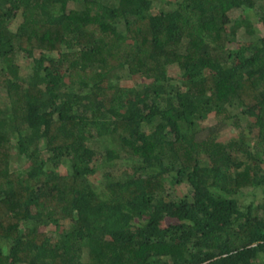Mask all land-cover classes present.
Wrapping results in <instances>:
<instances>
[{"label": "trees", "instance_id": "obj_1", "mask_svg": "<svg viewBox=\"0 0 264 264\" xmlns=\"http://www.w3.org/2000/svg\"><path fill=\"white\" fill-rule=\"evenodd\" d=\"M0 264H264V0H0Z\"/></svg>", "mask_w": 264, "mask_h": 264}, {"label": "rangeland", "instance_id": "obj_2", "mask_svg": "<svg viewBox=\"0 0 264 264\" xmlns=\"http://www.w3.org/2000/svg\"><path fill=\"white\" fill-rule=\"evenodd\" d=\"M252 18H253L254 24L256 26H258L259 22H258V19L255 16V14L252 16ZM259 33H260V31H258L256 33V36H258ZM49 59H50L51 64L53 65V68L54 69H58L60 67V64L61 63L57 61V58L54 55H51V58H49ZM27 60H28L27 58H23L22 65H21V70H22V72H25V73L27 72V70H29L28 68L30 67L29 63H27L28 62ZM123 73L126 74V75H128L127 69H124L123 70ZM234 133H235L234 129L227 128L226 131H225V133H224V135H222L221 138H223V139L229 138ZM120 162H121L122 165H125V160H121ZM103 172H104V169H101V172H99V178L102 177V173ZM251 189H252L251 187L246 188L242 192V194L243 195L249 194L251 192ZM190 190H191L190 189V186H185L184 187L183 184H180V185L178 184L175 187L169 189V192L168 193L170 194L171 197L177 198L178 196H180L181 194H183L185 191H190Z\"/></svg>", "mask_w": 264, "mask_h": 264}]
</instances>
